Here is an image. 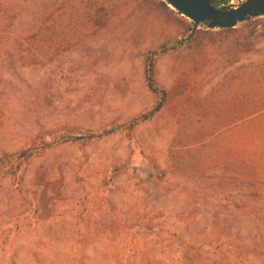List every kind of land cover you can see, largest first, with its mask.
Returning a JSON list of instances; mask_svg holds the SVG:
<instances>
[{"label":"rangeland","instance_id":"1","mask_svg":"<svg viewBox=\"0 0 264 264\" xmlns=\"http://www.w3.org/2000/svg\"><path fill=\"white\" fill-rule=\"evenodd\" d=\"M28 5L43 59L0 55V264H264L262 213L237 195L264 16L208 29L165 0Z\"/></svg>","mask_w":264,"mask_h":264},{"label":"trees","instance_id":"2","mask_svg":"<svg viewBox=\"0 0 264 264\" xmlns=\"http://www.w3.org/2000/svg\"><path fill=\"white\" fill-rule=\"evenodd\" d=\"M220 1L222 0H214L215 3ZM29 2L30 0H0V55L9 53L12 50L9 44L14 43L16 47L13 51L23 52L32 60L43 59V38L46 33L43 8L38 6L33 9L29 7ZM155 61V57L147 61L145 72L149 87L161 95L157 111L167 100V93L157 85ZM253 80L255 85L250 98L252 117L248 122L241 119L238 124L239 127L250 126L251 129L248 133L242 129L240 134L243 143L248 142V152L242 153L238 159L237 195L243 202L238 206L243 212L250 210L249 214L254 215L260 212V219H264V77L257 74ZM27 153L25 150L19 154L26 157ZM9 162L8 155L0 157V166L8 165Z\"/></svg>","mask_w":264,"mask_h":264},{"label":"water","instance_id":"3","mask_svg":"<svg viewBox=\"0 0 264 264\" xmlns=\"http://www.w3.org/2000/svg\"><path fill=\"white\" fill-rule=\"evenodd\" d=\"M170 7L208 29L235 28L264 16V0H245L236 8L216 6L214 0H165Z\"/></svg>","mask_w":264,"mask_h":264},{"label":"built area","instance_id":"4","mask_svg":"<svg viewBox=\"0 0 264 264\" xmlns=\"http://www.w3.org/2000/svg\"><path fill=\"white\" fill-rule=\"evenodd\" d=\"M245 0H228L226 3H223L221 7L226 8H236L240 6Z\"/></svg>","mask_w":264,"mask_h":264}]
</instances>
